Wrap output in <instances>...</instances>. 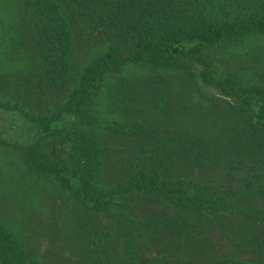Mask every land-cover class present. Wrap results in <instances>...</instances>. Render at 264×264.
I'll return each instance as SVG.
<instances>
[{
  "label": "trees",
  "instance_id": "1",
  "mask_svg": "<svg viewBox=\"0 0 264 264\" xmlns=\"http://www.w3.org/2000/svg\"><path fill=\"white\" fill-rule=\"evenodd\" d=\"M73 1L70 7L75 2L84 6L78 7L88 27L98 34L105 32L104 46L96 49L73 78L69 58L73 36L67 12L58 0H25L40 62L39 79L52 87H62L69 77L73 82L61 107L49 115L28 117L16 104L1 99L0 108L16 112L18 125L27 130L61 134L56 162L39 159L36 153L30 162L84 207L86 216L78 221L77 231L85 264H264V204L259 205L264 202V81H247L234 73L216 75L209 52L217 43L264 33V0ZM139 60L178 68L200 95L226 100L236 115L231 123L235 125L232 140L223 143L211 138L200 146L198 138L179 137L165 140L170 145L163 146L166 152L200 151L216 160L221 156L226 179L195 181L165 174L149 162L104 184V147L94 136L73 128L71 120L97 90L105 70ZM237 140L250 149L251 156L229 160L226 147L235 146ZM20 145L32 152L30 145ZM130 195L160 199L167 208L159 217L117 207ZM243 199L254 201L245 204ZM102 212L114 217L106 215L102 222L98 217ZM211 224L219 226L228 248L207 257L185 254L194 243L191 228L202 235ZM160 228L177 241L176 250L146 253L149 237ZM114 241H119L117 248ZM240 250L247 256H241ZM0 264H39L1 218Z\"/></svg>",
  "mask_w": 264,
  "mask_h": 264
},
{
  "label": "rangeland",
  "instance_id": "2",
  "mask_svg": "<svg viewBox=\"0 0 264 264\" xmlns=\"http://www.w3.org/2000/svg\"><path fill=\"white\" fill-rule=\"evenodd\" d=\"M71 1L74 2L58 3L67 12L71 25L69 58L74 78L96 49L104 46L106 34L88 27L82 20L85 14L78 7L82 3L75 2L70 7ZM28 13L25 0H0V99L16 104L28 117L49 115L61 107L73 78H67L62 87L49 86L39 79L40 62ZM209 52L216 75L234 73L247 81H264V33L217 43ZM15 114L0 108V218L39 264H85L77 231L78 221L86 216L84 207L58 186L50 174L37 171L30 162L32 153L44 161L56 162L62 136L56 131L27 130L18 125ZM235 117L225 99L200 95L182 70L139 60L105 70L97 90L85 99L71 123L104 147V184L149 162L165 174L195 181H222L227 173L221 156L216 160L200 151L166 152L163 146L170 145L165 140L179 137L198 138L200 146L211 138L223 143L232 140L235 125L231 123L236 121ZM20 144L30 145L32 152L23 150ZM241 144L237 140L235 146L226 147L229 160L251 156L250 149ZM253 201L243 199L241 203ZM117 207L160 217L167 205L154 197L130 195L123 197ZM98 214L106 222L107 214ZM234 215L240 219L238 214ZM191 230L194 243L185 253L189 257H207L228 248L218 225L211 224L208 233L202 235ZM114 242L117 248L119 241ZM176 244L167 230L160 228L144 248L146 253L159 254L176 250ZM240 251L241 256H247V252Z\"/></svg>",
  "mask_w": 264,
  "mask_h": 264
}]
</instances>
